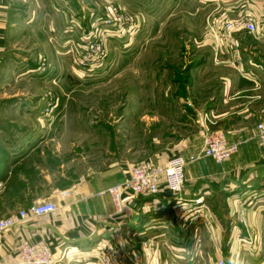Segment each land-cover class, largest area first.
I'll return each instance as SVG.
<instances>
[{
  "label": "crops",
  "instance_id": "0c3cea01",
  "mask_svg": "<svg viewBox=\"0 0 264 264\" xmlns=\"http://www.w3.org/2000/svg\"><path fill=\"white\" fill-rule=\"evenodd\" d=\"M148 2L170 5L164 19H180L181 25L168 34L180 36L182 44V36L190 37L189 50L196 57L184 82L172 77L171 87L159 89L156 78H151L150 104H160L159 115L180 117L171 136L152 139L145 147L144 160L164 165L175 156L198 153L204 138V115L209 119L208 128L238 143V151L222 163L202 158L187 164L179 196L162 185L158 194L138 197L111 219L114 208L110 199L90 198L89 194L123 182L129 168L144 160L110 158L99 168H88L66 189H58L52 182L44 195V175L37 163L45 157L47 164L59 165L57 157L43 146L48 141L44 125L2 123L0 135L7 133L9 143L0 140V194L12 198L5 209L17 212L51 201L57 210L48 218L29 217L1 234L0 264L16 263L19 241L46 244L55 264H216L218 260L264 264V150L256 133V125L264 122V0ZM11 7V0H0V81L11 75L13 67L35 66L31 55L17 56L12 50L10 32L17 18ZM26 17L23 23L31 29L24 26L23 35L37 31ZM247 19L255 24L254 33L240 25L224 26ZM188 43L183 45L188 47ZM4 84L0 82V87ZM142 97L138 94V99ZM168 102L173 105L171 110ZM5 110L0 105V117ZM146 118L157 121L152 115ZM31 165L35 177L28 181ZM108 248L111 256L103 263ZM67 250L74 253L65 257Z\"/></svg>",
  "mask_w": 264,
  "mask_h": 264
},
{
  "label": "rangeland",
  "instance_id": "374dc122",
  "mask_svg": "<svg viewBox=\"0 0 264 264\" xmlns=\"http://www.w3.org/2000/svg\"><path fill=\"white\" fill-rule=\"evenodd\" d=\"M11 1L17 18L10 32L12 50L17 56L31 55L35 66L13 67L11 75L2 79L0 105L6 110L0 124L44 125L45 151L59 160L58 166L47 164L45 157L36 162L44 175V195L52 182L58 189H66L88 168H99L110 158L144 160L142 151L152 139L169 136L179 127L174 122L180 114L159 115L160 104L153 107L147 97L152 77L159 89L171 87L172 77L184 82L196 57L189 50L190 37L182 36L183 44L188 43L185 47L180 36L168 34L181 25L180 19H164L169 4L148 0ZM110 12L126 15L135 26L134 33L107 27L104 22ZM26 14L37 31L23 35V27L30 28L23 23ZM91 34L99 35L97 40L105 51L97 64V53L81 46ZM186 87L184 83L185 91ZM171 106L168 102V110ZM147 115L157 121L148 120ZM203 123L209 132H221L208 128L209 119ZM202 130L205 136L207 130ZM0 140L9 143L7 133H2ZM34 165L29 166L28 181L35 177ZM11 199L1 192L0 219L16 213L5 209Z\"/></svg>",
  "mask_w": 264,
  "mask_h": 264
},
{
  "label": "built area",
  "instance_id": "2783aa9c",
  "mask_svg": "<svg viewBox=\"0 0 264 264\" xmlns=\"http://www.w3.org/2000/svg\"><path fill=\"white\" fill-rule=\"evenodd\" d=\"M104 24L107 27H115L117 32L133 34L134 24L123 14L112 13L106 15ZM240 25L246 29L248 33H254L256 26L252 20L247 19L243 22H226L225 28L231 29ZM99 35L91 34L85 43L91 44L88 46L85 43L82 46L83 50L94 51L97 60L105 56L102 41H98ZM88 53V52H87ZM84 60V59H83ZM203 120H208L207 115L203 116ZM207 130L202 143L201 150L187 158L183 156H175L168 160L164 165H158L150 160H144L129 168L127 178L114 186L89 194V197H104L107 196L114 208V213L110 216L112 219L115 215L122 214L127 205H131L138 197L154 196L159 193V189L164 185L165 189L173 196H179L185 185V167L189 163L196 162L202 158H209L215 163H222L229 160L238 151V144L229 142L225 134L221 132H209ZM257 140L259 145L264 150V122L256 125ZM63 196H67L68 192H63ZM200 200H197L198 203ZM57 206L51 201H45L30 206L27 210H20L3 219H0V236L10 228L22 223L29 217L33 218H48L55 213ZM1 249V243H0ZM110 248L107 249V255L101 259L103 263L111 256ZM74 253L72 250H67L65 257L71 256ZM15 264H55L51 251L44 243L30 245L25 241H19L16 244ZM8 264V263H1ZM216 264H227L224 260H218ZM231 264H238L233 262Z\"/></svg>",
  "mask_w": 264,
  "mask_h": 264
}]
</instances>
